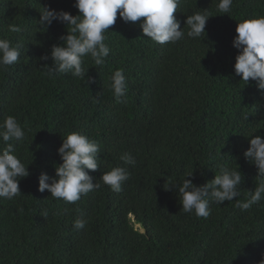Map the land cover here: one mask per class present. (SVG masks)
<instances>
[{
    "label": "trees",
    "instance_id": "1",
    "mask_svg": "<svg viewBox=\"0 0 264 264\" xmlns=\"http://www.w3.org/2000/svg\"><path fill=\"white\" fill-rule=\"evenodd\" d=\"M74 3L0 0V39L21 52L16 63L0 67V122L11 115L25 130L14 154L30 172L19 182V195L0 198V264H259L264 197L247 210L235 205L256 187L257 168L243 153L250 136L264 138V94L255 81L245 85L235 74L233 40L238 22L264 16V0H233L229 14L218 12L219 0H179L174 16L185 35L165 44L147 38L139 21L124 22L118 11L105 33V64L84 57L90 84L71 73L48 74L52 45L61 43L67 27L38 25L43 5L78 15ZM196 12L213 16L204 35L189 38L185 21ZM45 54L47 61L40 59ZM117 69L127 82L123 102L109 89ZM71 132L100 146V167L86 170L100 187L66 203L40 192L39 176H55L62 163L58 148ZM122 153L135 165H125ZM117 166L130 174L118 193L100 179ZM221 167L240 169L241 195L211 203L207 218L185 213L178 192L164 187L191 172L188 178L204 184ZM81 217L88 222L77 230Z\"/></svg>",
    "mask_w": 264,
    "mask_h": 264
},
{
    "label": "clouds",
    "instance_id": "2",
    "mask_svg": "<svg viewBox=\"0 0 264 264\" xmlns=\"http://www.w3.org/2000/svg\"><path fill=\"white\" fill-rule=\"evenodd\" d=\"M233 0H219L217 10L220 14H229ZM179 0H75L74 7L78 15L63 9L56 10L43 5L39 10L38 25L41 28L50 27L54 21L66 25L67 33L61 35V43L52 45L50 57L53 61L48 68L49 75L56 73H71L72 76L92 82L88 76L89 69L83 65L84 57L89 56L95 66H103L110 48L105 44V33L110 30L119 17L124 22H140L147 38L158 44L175 43L184 37L181 22L174 16L178 10ZM205 13L196 12L187 15L185 25L188 26L187 36L198 38L206 33V23L209 17ZM144 18V19H141ZM70 26V27H69ZM18 26H10L9 31L19 32ZM237 35L233 46L238 50L235 57V74L241 77L245 85L250 80L256 82L257 89L264 94V16L244 19L238 22ZM21 55L20 46L12 45L8 39H0V67L16 63ZM47 61L49 55L40 57ZM109 89L117 102H123L127 94V82L123 69H117L110 77ZM26 133L17 119L11 115L0 122V140L6 147L0 150V198L13 199L20 194L19 182L30 175L29 165L25 167L15 155V142L25 139ZM250 147L244 151V157L257 168L255 176L256 187L249 190L245 200H238L236 207L249 209L264 197V138L252 135ZM11 141V142H10ZM100 146L90 140L85 134L71 132L63 136L58 154L62 163L55 166V176L47 172L39 176V191L47 189L51 196L63 199L66 203H75L90 191L100 187L93 183V177L86 170H97L99 165ZM120 160L125 165H135V158L130 153H122ZM125 167H113L100 177L114 192L122 191V184L129 179ZM194 172L188 173L179 185L165 183L166 190L175 189L179 202L185 213H195L197 217L207 218L210 215L209 205L224 204L233 201L241 195L240 185L243 181L242 172L237 169L221 167L215 178L204 184L193 182ZM51 180V182H49ZM42 215L47 216L45 210ZM87 220L77 218L74 228L84 229ZM264 264V259L259 261Z\"/></svg>",
    "mask_w": 264,
    "mask_h": 264
}]
</instances>
